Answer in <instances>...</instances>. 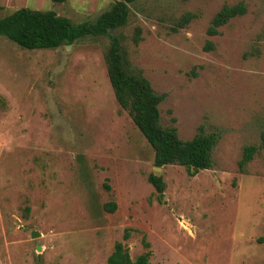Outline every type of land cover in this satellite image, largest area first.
Masks as SVG:
<instances>
[{
	"label": "rangeland",
	"instance_id": "obj_1",
	"mask_svg": "<svg viewBox=\"0 0 264 264\" xmlns=\"http://www.w3.org/2000/svg\"><path fill=\"white\" fill-rule=\"evenodd\" d=\"M115 1L0 0V19L29 8L93 23ZM239 1L137 0L123 27L57 49L0 37V264H106L116 242L132 260L149 251L152 264H264V149L238 167L264 132V0H246L245 15L206 33ZM185 13L194 18L175 28ZM111 36L164 95L163 127L183 141L200 127L218 136L211 169L193 177L176 165L154 169L152 148L107 77ZM150 173L166 185L162 203Z\"/></svg>",
	"mask_w": 264,
	"mask_h": 264
},
{
	"label": "trees",
	"instance_id": "obj_2",
	"mask_svg": "<svg viewBox=\"0 0 264 264\" xmlns=\"http://www.w3.org/2000/svg\"><path fill=\"white\" fill-rule=\"evenodd\" d=\"M67 0H51L54 6L62 5ZM137 0H116L111 7L103 12L95 22L73 24L69 19L58 16L55 11H40L19 8L0 19V37L25 50L57 49L74 41L87 37H101L123 27L127 23L128 5ZM246 0L234 5H224L211 19L206 30L207 35L216 36L218 30L232 19L242 17L247 12ZM193 14L185 13L175 21V28H184L192 19ZM139 29L136 30L133 42H139ZM206 50H212L208 43ZM104 62L107 77L117 104L126 110L141 135L154 152V167L163 168L169 165L183 167L191 177L199 171L212 167V151L217 143L215 133L205 134L202 127L190 140L183 141L178 137L174 127H163L160 120L159 105L164 95L154 92L150 82L139 70H134L127 57L119 36H111L109 45L104 51ZM259 149H264V132L260 135V145L243 148L238 162L240 172L252 161ZM147 182L153 187L158 203H162L166 185L159 175L150 173ZM104 188L109 191L108 185ZM104 210L114 213L117 206L114 202L105 203ZM129 238L128 230H124L123 239ZM264 242V238L258 239ZM144 249L149 244L142 240ZM150 252L145 251L132 260L127 249L121 242H116L106 264H152Z\"/></svg>",
	"mask_w": 264,
	"mask_h": 264
},
{
	"label": "water",
	"instance_id": "obj_3",
	"mask_svg": "<svg viewBox=\"0 0 264 264\" xmlns=\"http://www.w3.org/2000/svg\"><path fill=\"white\" fill-rule=\"evenodd\" d=\"M154 169L157 170V171H160V170H161V168H157V167H155ZM38 236H39V235H38L37 232H32V233H31V238H32V239L37 238ZM40 250H41L40 247H37V251H40Z\"/></svg>",
	"mask_w": 264,
	"mask_h": 264
}]
</instances>
